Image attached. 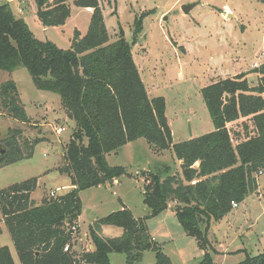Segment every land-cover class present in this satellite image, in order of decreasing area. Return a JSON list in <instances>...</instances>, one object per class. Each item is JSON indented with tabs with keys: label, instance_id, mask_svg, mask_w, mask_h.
Listing matches in <instances>:
<instances>
[{
	"label": "trees",
	"instance_id": "trees-1",
	"mask_svg": "<svg viewBox=\"0 0 264 264\" xmlns=\"http://www.w3.org/2000/svg\"><path fill=\"white\" fill-rule=\"evenodd\" d=\"M92 10L87 32L75 31L69 49L34 37L7 4L0 5V71L21 66L34 87L58 95L72 133L66 144V165L57 172L74 187L39 205L31 199L37 178L0 190V234L4 224L20 264H110V254H122L126 264L138 261L145 251L155 254V264H172L147 230V221L174 204L172 210L203 257L198 264H214L207 233L211 222L228 215L231 203H242L257 191V175L264 173V64L251 86L245 74L220 79L201 89L214 130L187 141L173 143L163 97L150 98L133 61L122 30L109 42L99 0H34L36 17L43 27L63 26L70 16L69 2ZM145 16L136 18L133 35L142 29ZM227 99V101H226ZM0 109L21 124L28 119L13 81L0 84ZM250 119L253 134L232 144L227 125ZM143 139L153 153L170 150L181 161V174L143 171V203L148 216L135 218L126 208L89 226L93 250L72 251L73 230L81 214L79 192L129 176L126 168L109 166L106 155ZM24 142L21 131L9 129L0 141V168L32 156L35 145ZM198 164V166H196ZM204 223V229L201 225ZM122 230L119 237H103V227ZM68 246V251L64 247ZM237 264H264V252L245 253ZM0 264H15L8 247H0Z\"/></svg>",
	"mask_w": 264,
	"mask_h": 264
},
{
	"label": "rangeland",
	"instance_id": "rangeland-1",
	"mask_svg": "<svg viewBox=\"0 0 264 264\" xmlns=\"http://www.w3.org/2000/svg\"><path fill=\"white\" fill-rule=\"evenodd\" d=\"M4 3L6 0H0V4ZM29 4L32 10L26 4L22 7L19 1L10 2L9 10L26 23L36 39L66 50L75 31L86 34L90 14L72 1L65 24L49 28L34 16V1ZM99 4L109 42L116 41L122 30L148 96L164 98L173 143L214 130L201 96L202 88L242 73L251 86L257 84L259 76L254 73L253 64H264V0H99ZM186 5H194L188 14L181 10ZM228 11L230 17L224 18ZM142 15L145 17L141 32L134 37V20ZM6 81L15 83L30 122L21 124L10 117L1 118L0 141L5 139L8 128L20 130L26 143L44 141L35 145L29 159L0 168V190L37 178L31 199L39 205L44 198H52L51 192L56 194L54 197L67 193L64 186L69 185V179L55 171L66 165L65 149L72 127L66 123L58 95L37 90L25 68L0 71V84ZM59 128L63 129L61 134H57ZM227 129L233 146L245 140L250 131L253 134L252 122L246 118L228 124ZM105 158L109 166L126 168L129 176L119 178L115 185L79 192L81 214L71 244L75 254L93 250L88 228L96 220L123 208L135 218L148 216L149 209L143 203V171L161 174V169L167 168L164 175L181 174L180 164L170 150L153 153L143 139ZM257 185V193L237 204V209L220 221L211 222L207 237L214 250L209 252L214 264H237L245 259V253L254 256L264 252V173L257 175ZM200 225L203 230L204 223ZM1 230L0 247H8L14 263L20 264L3 223ZM147 230L172 264L201 261L203 252L185 234L170 204L147 221ZM100 234L119 237L122 230L106 226ZM109 257L110 264H126L122 254ZM133 264H155L154 252L145 251Z\"/></svg>",
	"mask_w": 264,
	"mask_h": 264
},
{
	"label": "crops",
	"instance_id": "crops-1",
	"mask_svg": "<svg viewBox=\"0 0 264 264\" xmlns=\"http://www.w3.org/2000/svg\"><path fill=\"white\" fill-rule=\"evenodd\" d=\"M16 1H19L20 2V5L23 7V5H29V7H30V10H32V7H31V5L29 4V2L31 1H29V0H6V2L7 3H4V4H7L8 6H9V3L10 2H16ZM34 1V0H33ZM35 3V2H34ZM0 5H2V4H0ZM21 7V8H22ZM35 8H36V6H35ZM23 9V8H22ZM85 10H87V8H85ZM91 12H92V10H90ZM19 12H21V13H23L20 9H19ZM87 13H89L90 14V16H91V12H88V11H86ZM34 13V16L36 15V10L33 12ZM32 13V14H33ZM223 17L224 18H229L230 17V11H228L227 13H225V14H223ZM55 29V28H54ZM78 32V31H77ZM80 34V33H79ZM82 36V35H81ZM261 55H263V54H261ZM243 74V73H242ZM258 76V75H257ZM65 115V114H64ZM1 118H8L9 119V117L7 116V114L5 113V112H2L1 111V109H0V119ZM66 120H67V124H68V122H70V121H68V119H67V117H66ZM70 127H72V122H70ZM8 128V127H7ZM10 128H8V129H6V131H8ZM5 131V132H6ZM252 133V131H250V134ZM5 134H7V132L5 133ZM130 144H132V143H129V144H127V145H125L124 147H127L128 145H130ZM124 147H122V148H124ZM178 163L181 165L182 164V162L181 161H178ZM9 166H13V165H9ZM9 166H6V167H3V168H7V167H9ZM2 168V169H3ZM57 167H54V169H56ZM1 170V169H0ZM55 172H57V171H55ZM58 173V172H57ZM58 175H59V173H58ZM259 175V174H258ZM59 176H63V175H59ZM256 179H257V177H256ZM117 181L118 180H116V181H114L113 182V185H115V184H117ZM70 182V181H69ZM37 185H38V182H37ZM105 186H109L108 184L107 185H105ZM66 189V191L67 192H69L70 190H72L73 189V187H72V185H71V182L69 183V185H66V186H64ZM100 187V186H99ZM257 189H258V185H257ZM256 193H257V191H256ZM32 197V196H31ZM172 207H173V205L174 204H170ZM237 209V208H236ZM78 224H77V222H76V226H77ZM90 249H92V247L90 246ZM110 258V257H109Z\"/></svg>",
	"mask_w": 264,
	"mask_h": 264
},
{
	"label": "built area",
	"instance_id": "built-area-1",
	"mask_svg": "<svg viewBox=\"0 0 264 264\" xmlns=\"http://www.w3.org/2000/svg\"><path fill=\"white\" fill-rule=\"evenodd\" d=\"M87 10L90 11L91 9L87 8ZM259 66H260V65L254 63V64H253V69L258 68ZM56 131H57V134H61L62 131H63V129H60V128H59V129L56 130ZM260 174H261V173H259V175H260ZM55 195H56V194H55ZM55 195H54V192H51V193H50V196H51L52 198H54ZM231 207H232V209H236V208H237V204L232 202V203H231ZM72 230H73V232H74V231L76 230L75 227H73ZM64 251H65V252L68 251V246H65V247H64Z\"/></svg>",
	"mask_w": 264,
	"mask_h": 264
},
{
	"label": "water",
	"instance_id": "water-1",
	"mask_svg": "<svg viewBox=\"0 0 264 264\" xmlns=\"http://www.w3.org/2000/svg\"><path fill=\"white\" fill-rule=\"evenodd\" d=\"M194 7V5H186V6H182L181 10L184 14H188L189 11ZM166 20V18L163 19V22ZM133 45V44H132ZM227 101V99H226ZM68 126H70V122H68ZM196 166H198V164H196Z\"/></svg>",
	"mask_w": 264,
	"mask_h": 264
}]
</instances>
